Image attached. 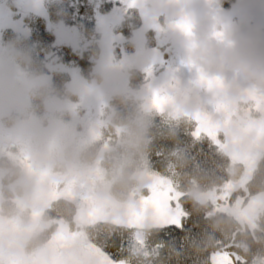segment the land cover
<instances>
[{"label": "trees", "instance_id": "obj_1", "mask_svg": "<svg viewBox=\"0 0 264 264\" xmlns=\"http://www.w3.org/2000/svg\"><path fill=\"white\" fill-rule=\"evenodd\" d=\"M236 2L216 0L221 13L207 19L204 27L227 17L237 18ZM169 3L173 2L154 6L157 25L165 32L178 24L187 34L190 29H184L186 19ZM45 5L51 19L77 28L79 35L71 44L55 41L48 21L31 14L26 18L28 30H10L4 38L11 37L5 40L12 42L27 71L38 64L30 66L31 57L44 58L57 52L61 68L51 71L50 85L55 93L48 99L60 102L50 112L43 104L46 96H36L32 116L38 121L31 122L28 130L38 132L52 121L57 123H52L53 130L58 123H73L67 136L74 139L64 148L65 138L59 137L60 145L57 143L51 151L54 154L44 159L50 166L47 173L55 170L63 178H54L53 188L59 193L46 200L41 192L26 197L22 186L10 187V179L19 175L21 146L19 142L1 144L0 166L5 168L10 163L18 170L14 175L1 176L0 222L6 223L8 237L15 228L19 232L14 261L9 256L8 263L23 264L22 256L37 257L36 250L49 244L51 249L56 248L60 242L51 238L62 234L65 247L70 236L84 237L88 245L111 261L125 260L127 240L139 227L129 225V218L119 225L111 223L108 211L113 202L133 217L149 200L151 186L143 185L138 176L143 172L168 182L170 202L166 211L174 207L179 210L176 219L143 229L148 239L162 248L150 258L154 264H264V133L263 137L257 133L264 132V71L245 69L238 79L240 85L244 77L243 86L234 87L231 80L220 85L218 92H223L218 93L212 90L217 82L209 78L202 81L198 63L187 56L192 52L196 56L203 49L207 53L205 45L191 42L189 37L180 45L175 35L172 41H164L155 25L146 26L142 38H136L153 13L142 2L130 0L123 5L117 0H45ZM107 20H112L110 26ZM104 25L110 27V36ZM104 59L108 62L103 65ZM39 65L30 75H39L43 68L48 71L45 63L40 61ZM73 71L79 75L77 80L71 78ZM82 81L90 92L81 91ZM186 109H193L195 117ZM213 114L223 126L216 128L218 131H204L200 125L215 119ZM237 126L245 137L233 133ZM35 140L27 146H33L36 152L47 148ZM76 165L86 169L85 177L94 191L91 196L98 202L105 195L109 202L107 213L102 212L99 218L91 216L84 224L75 219L77 200L63 195L64 186L60 188L64 172L68 176ZM98 177L102 191L96 197ZM156 186L166 189L162 180ZM87 193L83 191L84 196ZM22 203L33 206L23 207ZM36 206L39 212L34 214ZM33 215L40 229L29 231ZM76 247L81 255L83 246ZM50 256H45L49 264H62L61 256ZM0 264H6L5 260Z\"/></svg>", "mask_w": 264, "mask_h": 264}, {"label": "rangeland", "instance_id": "obj_2", "mask_svg": "<svg viewBox=\"0 0 264 264\" xmlns=\"http://www.w3.org/2000/svg\"><path fill=\"white\" fill-rule=\"evenodd\" d=\"M10 1L14 4L13 7L9 5ZM126 1L130 0H117V2L123 3V5ZM138 1L142 2L145 5V8L153 11V13L151 14L150 21L148 23H145L144 28L142 27L143 31L141 28L136 33V38L138 40L142 38L146 26H148V29L151 25H155L156 29L159 30V32H161V34L164 36V41L168 39L172 41L175 35V42L179 41L180 45L185 41L187 37H189V41L191 42L196 41L199 42L200 45H205V48L208 50L207 53L204 54L203 49L200 50L196 56L193 52L191 55L188 54L187 56L198 63L197 66L198 70L202 74V76H200L202 81L204 80L203 78H209L212 79V81L214 80L217 82L215 83L212 90H215L216 92L220 91V85H224L226 82H229L231 80H233L234 82V87L243 86L242 84L244 77L242 78L240 85H238V82H240V80L238 79L240 78V74L242 73V71L245 69L248 70L250 68H259L261 69V71H264V0H237L234 7V11L238 13L237 18L227 17L226 20L220 19V21L216 25L209 23L208 25H205V27L204 23L207 19L209 20L211 16L215 19L216 17H214V15L216 16L218 12L221 13V11L215 6L216 0ZM164 1L173 2L169 3V7L173 8L175 6L177 15H180L182 18L186 19V21H184V29L186 31L190 29L187 34H184V32L180 30V26L178 24H172L170 27H167V30L165 32L164 29H161V27L157 25V12L154 9V6L160 7V5H162L161 3H163ZM195 1L197 3L194 4ZM20 2L21 0H0V60L3 62L2 63L0 61V65L2 73H9L6 72V69L8 67H13L14 69H16L17 72L23 75V81L20 80L21 82H24L23 88L30 89L33 88V82L36 80H34L31 84L27 83V81L32 80V77L28 74H25V72L21 68H18L16 66V58H14L13 56L14 50L6 46L2 38V33L4 31L2 28L7 25H10V27H12V29L16 30L17 32H19V30L29 29V25L26 22L27 14L24 13L21 9L22 4ZM164 10L165 9L162 8V12ZM229 12H227L226 14H228ZM251 22L253 23L252 26L249 24ZM106 23H108V25L110 26L112 24V20H107ZM48 25L51 28H55L57 37L56 41L58 43L71 44L73 40L76 39V37H78L79 35L76 27L70 24L68 25V23L63 22V20L51 19L50 21H48ZM105 30H110V27L105 26L104 31ZM105 32L108 36L111 35V30ZM61 38L63 40H61ZM175 45L178 46V43ZM106 55L109 56V51L106 52ZM56 56L57 52H53L45 56L47 65L52 69L60 68L57 64ZM105 61L108 62L107 59L102 60L103 65ZM105 66H109V63H106ZM237 67H239V69ZM44 77H48V74L46 73L41 76V78ZM81 84V86H78L81 87L80 89L82 92H90V89L83 87L85 81H82ZM43 90V94L44 96H46L45 99H47L46 103L47 105L49 104L48 106L46 105V108L48 109V111L53 112V110H55V106L52 104V101L48 99V97L51 98L52 95H54L55 91L48 85H44ZM28 97L31 98L30 102L32 103V105H34L33 96L30 95ZM215 98L217 99L216 95ZM21 104H23V106L19 109L24 108V110H26V107H31L27 106V103L24 102V100L21 101ZM67 108H70V106H67ZM15 111L17 113L20 112V110ZM185 111H189L195 117L193 109H186ZM206 115L207 114H203V116ZM213 116H215V119L211 118L210 121L204 122L202 125H200V127H202L204 131H218L220 129L219 127L223 126L219 121H217L216 115L213 114ZM17 121L18 119L14 117V121H12L11 125L15 124ZM52 123L57 124L54 121H52ZM52 123H50V126L48 125V127L38 128V132L31 131L29 133L32 140H34L35 138V141L46 144L47 148H42L38 150V152H36L37 150L33 149V146H27V144L32 141L30 138L26 137L27 133L26 135L25 133H19L21 136H16V141L15 139L11 138L10 142H19V146H21L18 150V157L21 158V160H17V162L20 164L19 175H15L10 180L14 181V184H17V182H19L20 186H22L24 189V192L22 191L23 194L26 192V197H30L32 195L34 196L35 194L41 192L43 195H46V200L49 197H55L59 193L58 190H54V188L56 187L55 179H63L62 174H58L55 170L53 171V174H48V171L45 170V168H47L48 166L44 163V159L47 156H50V151H53L56 148L59 137L64 136L65 138L64 148L70 146L71 142L73 141L71 139H74V137L67 136V134L71 126H75V124L71 123V125L68 123H58L59 126H56L53 130ZM35 125L36 124H34L33 126ZM239 129V126L235 127L233 133L245 137V135H240L241 130ZM1 131L2 128H0V132ZM3 133L4 131L0 134ZM257 133H259V136L263 137L264 132L259 130L257 131ZM14 134L16 133L14 132L13 135ZM58 145L60 144L58 143ZM26 150L31 151L27 156ZM36 156L38 157L35 158ZM75 167L76 168L73 167L69 171L70 173L68 176L67 173L64 172V182L62 183L60 188L64 186V189H62L63 191L61 192L63 195L77 200L76 202L78 203V217H75V219L79 222V224H84L91 216L99 218L102 212L107 213L106 208L109 202L105 200V195H103L104 200L99 199L98 202L91 196V193H93L94 191H92L93 188L89 186V180H87V176L84 174L86 172V169L83 168V165L82 167L77 165ZM0 170L2 174L8 171L9 173L12 171L16 173L17 171H15L14 166L10 163L8 166L5 165L4 170L1 168ZM249 172L250 168H247V173ZM138 176L143 182V185L151 186V191L149 192V200H147V202L145 201V203L142 204L141 208L138 207V212H136L133 217H130L128 212L129 210L127 211L123 209L124 207L122 206H113L114 204L113 202H111L112 208L108 211L109 215L107 216V218L110 219V214L112 211H114V214H118L120 217L124 215L123 217L125 219L129 218L127 221L129 225H137L139 227L127 240L126 250L128 253L126 254L127 257L125 258V260L111 261L96 247H91L90 249L86 248L87 246H89V243L84 237L83 239H80L79 237L74 235L70 236L66 240L65 247L62 244V241L64 239L63 234L62 236L54 235V237L51 238L54 239V242L57 239L56 242H60V244L53 249L50 248L51 244L45 246L46 248L44 250V255L47 256L51 253L53 256L59 255L62 257V259H60L62 264H127V262L129 263V261H131L133 264H154L155 260H152L150 258L153 257V254H159L162 248L159 243L153 244V242L148 239V235L143 229L151 225L159 226L161 224L167 223L169 220L176 219L175 215L179 212V210L178 208L174 207V209L171 208L169 211H166L168 203L170 202V194H168L169 185L167 181L149 173L142 172L138 174ZM161 180L163 186H165L166 189H157V187L159 186L156 185ZM38 181L44 184H41ZM97 183L99 187L95 188L96 197L100 194L99 192L102 191V180L100 177H98ZM50 186H52V188L54 186V188L52 189L50 188ZM84 190L88 191L87 196L83 195ZM101 194H103V192H101ZM26 204L22 203L23 207L33 206ZM39 204L40 203H37L36 205ZM38 207L39 206H36L34 210H32L34 214H37V212H39ZM119 216L118 218L122 222L123 219H121ZM35 219L37 218L33 215L31 225L27 226L29 231L40 229V222L36 221ZM18 237L19 232L17 228H15L10 233L9 238L6 239L7 243H10L9 248L5 252H3L6 264H11L7 261L9 256H11L10 253L12 254L11 261H14L15 246L19 241ZM69 239L71 240V244H68ZM80 245L83 246L84 251L81 250L82 254L78 255V249L76 246ZM42 257L44 256H42L39 252L37 257H33L38 261L33 262L34 259L30 260L28 256H22V263L49 264V261L46 260V258L44 260Z\"/></svg>", "mask_w": 264, "mask_h": 264}, {"label": "flooded vegetation", "instance_id": "obj_3", "mask_svg": "<svg viewBox=\"0 0 264 264\" xmlns=\"http://www.w3.org/2000/svg\"><path fill=\"white\" fill-rule=\"evenodd\" d=\"M22 1V0H21ZM45 1V0H44ZM21 3V2H20ZM22 9V7H21ZM48 9V8H47ZM49 12V11H48ZM25 13V12H24ZM27 15L28 14H31V13H26ZM33 15V14H31ZM35 16V15H33ZM36 18H39L38 16H35ZM41 19V18H40ZM44 20V19H43ZM51 20V13L49 12V19H47L46 21H50ZM47 27L48 29H51V31L54 33V39L55 41L57 40V37H56V33H55V28H52L49 27L48 23H47ZM4 31L2 33V38L4 40V43L6 44V46H8L10 49L12 48L13 49V45H12V42L8 41V40H5V38H10V36H6L4 38V34L7 32V31H10V30H14L12 29V27H10V25H7L5 27L2 28ZM26 30V29H24ZM16 31V30H15ZM20 33H22L23 31L22 30H19ZM61 40H63L61 38ZM75 40V39H74ZM73 40V41H74ZM14 50V49H13ZM15 51H13V56L14 58H16V66L18 68H21L25 74H28L29 76L32 77V80L31 81H27V83L31 84L33 82V88H30V89H25L23 88V84L24 82H21L20 80L23 81V75L19 72H17L16 69H14L13 67H8L6 69V72H9V73H2L1 71V65H0V106H3L7 109L10 110V115L4 119H0V128H2V131L0 133H2L4 131V137L2 134H0V146L1 144H6V143H9L11 141V138L12 139H15V141L17 140L16 139V136H21L19 133H27L26 137L29 138V133L31 132V130H28V128L30 126H32L31 122H37V121H34V117L32 116L33 114V108H34V105H32V103L30 102L31 98L28 97V96H33V98H35L36 96H40L43 94L44 90H43V86L44 85H48L51 87L50 85V82L52 80V75L54 72L52 70V68H50L47 63H46V57L44 56V58H34V57H31L30 60H28L30 62V66L31 64L34 62V63H37V66L33 65V68L30 69V71H27L26 68H24L20 62H21V58L19 55H17ZM20 60V62H19ZM1 61V60H0ZM42 62V63H45V67L48 69L47 72L43 71L44 68L42 70H40V75H30L31 73L34 74V72H36V70H34V68H40V65H39V62ZM2 62V61H1ZM3 63V62H2ZM52 64V63H51ZM22 66V67H21ZM61 68V66H59ZM54 69H58V68H54ZM52 71V72H51ZM71 71V70H70ZM70 71L68 73H70ZM48 74V77H44V78H41L42 75L44 74ZM50 74H52L50 76ZM78 73L76 71H73V73L71 74V78L74 79V80H77L78 78ZM38 81V82H37ZM41 82V83H40ZM53 88V87H52ZM24 100V102L27 103V106H31V107H26V110L23 109H19L20 107L23 106V104H21V101ZM47 100H45L43 102V104H45V107L47 105ZM60 101L56 102V103H59ZM56 103L52 102V104L55 106ZM17 107H16V106ZM49 105V104H48ZM47 105V106H48ZM64 105V104H63ZM16 107V108H15ZM15 108V109H13ZM49 108V107H48ZM63 108V107H62ZM15 110H20V112H16ZM14 117L18 119V121L11 125L12 124V121H14ZM36 120V119H35ZM17 123H20V124H17ZM11 126V127H10ZM11 130H14L16 134L13 135L12 131ZM18 130V131H17ZM8 134V135H7ZM5 142V143H4ZM26 156L29 154V150H26ZM54 154V152H51L50 151V155ZM19 160H21V158H19ZM1 169H5L3 167H0ZM46 171H49L50 170V166H48L47 168H45ZM16 171V170H15ZM18 171V170H17ZM16 171V172H17ZM5 174H9V171L6 172V173H1V170H0V184H1V176L5 175ZM15 173L12 171L10 172V175H14ZM11 182L9 183L10 184V187L12 189L16 188L17 184L20 185L19 183L17 184H14V181L10 180ZM39 182V181H38ZM41 184H44L42 182H39ZM32 187V186H31ZM0 188H1V185H0ZM1 203H3V201L1 200ZM0 211H1V208H0ZM125 213V212H124ZM114 214V211L111 212L110 215ZM124 216V215H123ZM120 217L121 219H124V217ZM7 225L6 223H3L0 222V260L3 262L4 260V254L3 252H5L9 246H10V243H7L6 239H8L9 237L7 236L8 234V231H6ZM4 234V236H3ZM44 250L45 248H38L36 251L37 253L40 252V254L44 257H42L43 259H45V255H44ZM10 255L12 256V254L10 253ZM49 256V259H51V256L50 254L47 255V257ZM30 259L33 258V256H28ZM32 264H37V263H32Z\"/></svg>", "mask_w": 264, "mask_h": 264}, {"label": "water", "instance_id": "obj_4", "mask_svg": "<svg viewBox=\"0 0 264 264\" xmlns=\"http://www.w3.org/2000/svg\"><path fill=\"white\" fill-rule=\"evenodd\" d=\"M22 4V10L25 13H31L35 16L44 18V19H49V12L48 9L45 5L44 0H24L21 1ZM10 115V110L0 106V119H4ZM118 214H112L110 216V222L119 225L121 220L118 218ZM86 248L90 249L91 245L87 246ZM109 264V263H105Z\"/></svg>", "mask_w": 264, "mask_h": 264}]
</instances>
